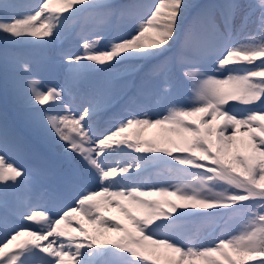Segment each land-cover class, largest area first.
I'll return each mask as SVG.
<instances>
[{"label":"snow or ice","instance_id":"6c2138e0","mask_svg":"<svg viewBox=\"0 0 264 264\" xmlns=\"http://www.w3.org/2000/svg\"><path fill=\"white\" fill-rule=\"evenodd\" d=\"M84 14L94 30L50 53L64 83L45 86L14 46ZM0 42L23 108L0 120V264H264V0H0Z\"/></svg>","mask_w":264,"mask_h":264},{"label":"rangeland","instance_id":"374dc122","mask_svg":"<svg viewBox=\"0 0 264 264\" xmlns=\"http://www.w3.org/2000/svg\"><path fill=\"white\" fill-rule=\"evenodd\" d=\"M20 2L29 4V5H35L36 3H38V0H20ZM127 2H129V0H113V3H116V4L127 3ZM139 2L146 4V5H154L157 2V0H139ZM190 2L207 3L208 0H190ZM85 17L86 16H84L82 19H80V21L72 29L71 35L68 38L64 39L61 44H59L58 42L49 43V44H41V43L32 42V45L35 48V52L37 54L40 53V54H43L46 57H48L52 51H63V50L76 51V49L78 47V41H79L80 34L88 35L94 30V23L91 20L86 19ZM127 31H128V28H127L126 22H122L119 26L116 27V31H115L116 36L113 37L112 39L126 35ZM102 34L105 35V37H106L105 41L102 42V46H103V45H106L103 43L109 42L108 40L110 39L111 34H109L108 32H105ZM0 49H2V48L0 47ZM35 75L38 79L43 81V84L45 86H48V85L56 86L58 84L64 83V79H63L62 74L53 75L49 71H46V72H39V73L35 72ZM98 78H99V76H96V79H98ZM0 87H1V93H2L3 98H4V103L6 105H19V104H21L20 101L17 99L15 93H14L12 74L9 73L7 81H6L5 75L3 72V68H0ZM188 95H189V91H188L187 86H185V88H183L180 92H176L174 90L172 92V94L170 95V97L166 100L162 101V97H151L148 100H146L145 103H147L149 105H155L158 100L161 104H168L171 102H185L188 98ZM65 100L66 101L68 100L67 95H65ZM79 104H80V99H79V97H77L73 101V111H75L76 105H79ZM2 107H3V104L0 103V110L2 109ZM119 107L120 106L117 105V109ZM241 107H242L241 105H235L236 110H239ZM57 110L60 111L59 107L57 108ZM53 112H54V110H53ZM21 114L23 116V113H21ZM1 116L2 115L0 114V120H2L5 117V116L4 117H1ZM22 116H21V120H22ZM103 122L106 123L105 121H101L98 125V127H100L101 129L108 127V124H104ZM146 134L148 136H157L158 138L162 135V133L160 132V129H158V128L148 129ZM16 159H17L18 163L22 164V161H23L22 155L18 156ZM117 159H118V157H117ZM160 164H162V163H160ZM163 167H164V165L162 164L160 171L163 169ZM91 186L94 187L95 185H91ZM157 198L162 199V200L163 199L176 200V197H157ZM114 214L119 216V213L115 212V210H114ZM195 226L196 225H193V227H195Z\"/></svg>","mask_w":264,"mask_h":264},{"label":"bare ground","instance_id":"6f19581e","mask_svg":"<svg viewBox=\"0 0 264 264\" xmlns=\"http://www.w3.org/2000/svg\"><path fill=\"white\" fill-rule=\"evenodd\" d=\"M35 68L38 69V70H39V69H46V68H43V67H39V68H38V67H36V66H35Z\"/></svg>","mask_w":264,"mask_h":264}]
</instances>
